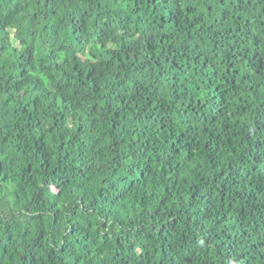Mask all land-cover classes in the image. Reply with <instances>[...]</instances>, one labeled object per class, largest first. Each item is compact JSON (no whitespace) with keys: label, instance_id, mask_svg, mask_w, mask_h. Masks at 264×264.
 <instances>
[{"label":"trees","instance_id":"1","mask_svg":"<svg viewBox=\"0 0 264 264\" xmlns=\"http://www.w3.org/2000/svg\"><path fill=\"white\" fill-rule=\"evenodd\" d=\"M0 264H264V0H0Z\"/></svg>","mask_w":264,"mask_h":264}]
</instances>
